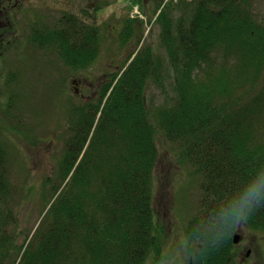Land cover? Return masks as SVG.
<instances>
[{"label":"trees","instance_id":"1","mask_svg":"<svg viewBox=\"0 0 264 264\" xmlns=\"http://www.w3.org/2000/svg\"><path fill=\"white\" fill-rule=\"evenodd\" d=\"M163 1H156L154 21L162 26L158 42L173 84L167 106L150 113L143 106L147 80L156 78L165 88L163 60L143 43L142 19L126 17L121 47L135 40L141 45L133 52L134 44L97 99L74 107L52 197L21 244L0 139V264H144L150 254L159 261L163 230L154 220L151 187L157 130L176 144L182 160L206 172L197 210L186 223L184 264L189 256L192 264H239L231 240L239 223L264 232V122L255 127L264 85L251 93L264 80V26L248 0ZM185 9L190 12L174 15ZM69 27H33L29 44L54 47L64 64L83 68L96 55L98 31ZM11 104L0 113L8 116ZM85 141L89 150H83Z\"/></svg>","mask_w":264,"mask_h":264},{"label":"rangeland","instance_id":"2","mask_svg":"<svg viewBox=\"0 0 264 264\" xmlns=\"http://www.w3.org/2000/svg\"><path fill=\"white\" fill-rule=\"evenodd\" d=\"M156 1H139L144 16L140 37L144 36L143 43H151L163 60L165 88L159 89L155 84L159 81L151 78L141 90L143 106L149 113L154 108L167 106L166 94L168 99L172 97L170 88L173 85L170 66L165 63L164 49L158 42L162 26L154 21ZM128 2L0 0V26L7 27V33L0 39V111L6 113V104L12 103L8 116L0 113V118L5 120L0 124V139L7 150L9 183L11 192L14 190L8 205L15 214V228L23 230V234L16 238L17 244L31 238L44 212L46 200L52 197L51 184L57 180L55 171L70 131L74 107L91 102L94 90L106 85L110 74L120 68L134 44L133 52L141 45L136 40L124 47L119 43V32L128 16L123 4ZM248 7L264 26V0H248ZM188 12L190 10L185 9L174 12V15L183 16ZM54 24L58 28L71 24L79 32L98 31L95 34L97 52L87 66L73 69L62 62L54 47L29 46L27 37L33 26L45 28ZM263 85L264 80H260L251 93H256ZM261 114L255 123L257 129L264 122V109ZM148 121L151 122V116H148ZM7 122L13 124V128H5ZM108 126L109 123L101 134L107 133ZM156 143L158 158L151 187L154 220L157 228L163 230L162 257L156 262L150 254L144 264H184L187 257L185 226L194 211H189L184 200L193 205L197 203L201 179L204 181L202 175L206 172L202 169L197 173L195 167L182 160L176 144L165 138L160 130H157ZM89 144L85 141L83 150ZM47 177L51 180L45 183ZM66 182L67 178L63 184ZM242 223L235 231L242 240L240 237L236 244L232 242L236 247V259L240 264H264V232Z\"/></svg>","mask_w":264,"mask_h":264},{"label":"flooded vegetation","instance_id":"3","mask_svg":"<svg viewBox=\"0 0 264 264\" xmlns=\"http://www.w3.org/2000/svg\"><path fill=\"white\" fill-rule=\"evenodd\" d=\"M14 4V1L9 5V8H10V6H12ZM7 27H6V25H2V26H0V39H2L4 36H5V34L7 33ZM34 47V46H33ZM40 52V51H39ZM99 88L98 89H96V90H94V92H93V97H97V95H98V92H99ZM75 91L77 92L78 91V89L77 88H75ZM79 92V91H78ZM154 208V207H153ZM241 237V236H240ZM241 240H242V237H241ZM247 251V250H246ZM249 255V251H248V254H247V252H246V256H245V258L247 257ZM189 259V258H188ZM192 264V263H191Z\"/></svg>","mask_w":264,"mask_h":264},{"label":"water","instance_id":"4","mask_svg":"<svg viewBox=\"0 0 264 264\" xmlns=\"http://www.w3.org/2000/svg\"><path fill=\"white\" fill-rule=\"evenodd\" d=\"M239 235L237 233L233 234V237H232V242L235 244L238 242L239 240Z\"/></svg>","mask_w":264,"mask_h":264},{"label":"bare ground","instance_id":"5","mask_svg":"<svg viewBox=\"0 0 264 264\" xmlns=\"http://www.w3.org/2000/svg\"><path fill=\"white\" fill-rule=\"evenodd\" d=\"M198 202H199V200H197V203L195 202V205H193V204H191L190 202H189V204H190V208H191V210H193L194 209V213L196 212V210H197V205H198Z\"/></svg>","mask_w":264,"mask_h":264}]
</instances>
